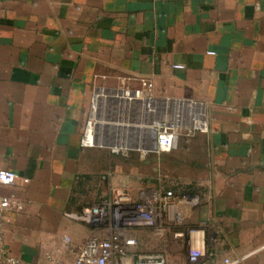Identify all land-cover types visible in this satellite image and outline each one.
<instances>
[{"label": "crops", "instance_id": "1", "mask_svg": "<svg viewBox=\"0 0 264 264\" xmlns=\"http://www.w3.org/2000/svg\"><path fill=\"white\" fill-rule=\"evenodd\" d=\"M99 89L205 103L208 133L162 156L165 189L190 200L184 223L202 229L210 264H264V0H0V170L19 177L0 185L2 239L24 264H72L100 233L69 213L154 189L129 180V152L81 147ZM123 111L100 105L106 143L138 153L142 118Z\"/></svg>", "mask_w": 264, "mask_h": 264}, {"label": "built area", "instance_id": "2", "mask_svg": "<svg viewBox=\"0 0 264 264\" xmlns=\"http://www.w3.org/2000/svg\"><path fill=\"white\" fill-rule=\"evenodd\" d=\"M208 54L214 55L212 52ZM173 68L183 70L185 67L174 65ZM141 83L148 90L152 87L148 81L141 80ZM108 101L117 103L119 108L128 113L137 105L143 129L136 149L143 155L170 153L178 148L182 137L206 134L209 131L206 106L202 101L156 99L144 90L99 89L91 102L80 139L81 147H107L113 153L130 149V146L123 142L106 143L113 132L105 133L107 130L103 126L107 122L98 117V110L102 103L106 104ZM102 121L104 124L100 125ZM18 180L16 173L0 170V185H14ZM20 181L22 184L27 182L25 179ZM189 204V199L179 198L172 190L162 186L143 190L136 197L131 195L127 188H121L78 213H69L68 217L71 220L84 223L100 233L85 240L72 264H166L165 258L160 254L142 255L136 252L137 241L132 234L138 230H153L157 233L173 230V237L185 246L189 264H210L208 262L210 253L205 246L202 229L188 227L184 223L186 217L184 207ZM10 207L9 198L2 197L0 199V264H24L21 260L8 255L3 246V216ZM202 225L204 226V223ZM69 241V238H64L66 244ZM39 264L63 263L55 255L46 253L44 261ZM224 264L234 263L225 259Z\"/></svg>", "mask_w": 264, "mask_h": 264}, {"label": "rangeland", "instance_id": "3", "mask_svg": "<svg viewBox=\"0 0 264 264\" xmlns=\"http://www.w3.org/2000/svg\"><path fill=\"white\" fill-rule=\"evenodd\" d=\"M105 133H108V131ZM128 152L130 155L127 158L119 154L118 159L126 166V172L131 182L135 185L138 184L139 187L155 188L158 183H161L163 188H173L171 175L168 174L166 168L162 169V165H166L165 160H162L164 154L146 153L142 156L143 160H141L139 157L141 152H130L129 149L126 153ZM135 192H132L133 196H135ZM172 231L163 233H157L153 230L135 231L132 235L137 241L136 252L142 255L160 254L167 260V264H183L186 249L180 240L173 237Z\"/></svg>", "mask_w": 264, "mask_h": 264}, {"label": "bare ground", "instance_id": "4", "mask_svg": "<svg viewBox=\"0 0 264 264\" xmlns=\"http://www.w3.org/2000/svg\"><path fill=\"white\" fill-rule=\"evenodd\" d=\"M120 110V109H119ZM124 112V111H123ZM123 114V113H122ZM128 117V116H127ZM121 118V117H120ZM119 118V119H120ZM127 119V118H126ZM121 121V120H120ZM105 125V124H104ZM106 125H108V124H106ZM113 127V126H112ZM126 128V127H125ZM128 128V127H127ZM112 129V128H111ZM119 129H121V128H119ZM129 131H131V130H129ZM126 132V131H125ZM122 135H123V133H122ZM121 138V137H120ZM122 139V138H121ZM126 139V138H125ZM132 140V139H131ZM131 140H130V142H129V140L128 141H126V143H128V144H131ZM123 141V140H122Z\"/></svg>", "mask_w": 264, "mask_h": 264}, {"label": "water", "instance_id": "5", "mask_svg": "<svg viewBox=\"0 0 264 264\" xmlns=\"http://www.w3.org/2000/svg\"><path fill=\"white\" fill-rule=\"evenodd\" d=\"M153 136H154V139H155V134L153 133ZM130 148H132V147H130Z\"/></svg>", "mask_w": 264, "mask_h": 264}]
</instances>
